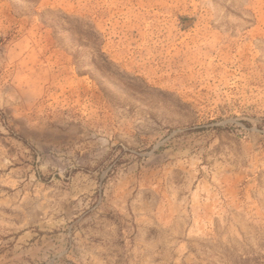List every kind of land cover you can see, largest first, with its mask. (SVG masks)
<instances>
[{
	"label": "rangeland",
	"instance_id": "1",
	"mask_svg": "<svg viewBox=\"0 0 264 264\" xmlns=\"http://www.w3.org/2000/svg\"><path fill=\"white\" fill-rule=\"evenodd\" d=\"M0 264H264V0H0Z\"/></svg>",
	"mask_w": 264,
	"mask_h": 264
},
{
	"label": "crops",
	"instance_id": "2",
	"mask_svg": "<svg viewBox=\"0 0 264 264\" xmlns=\"http://www.w3.org/2000/svg\"><path fill=\"white\" fill-rule=\"evenodd\" d=\"M18 181L17 179H13V180H10V183H14ZM68 190L65 191L64 193V199L65 200H69L70 198H72V194H77V191L75 189L72 188V191L70 190V188H67ZM122 212V210H119ZM28 232H33V231H28Z\"/></svg>",
	"mask_w": 264,
	"mask_h": 264
}]
</instances>
